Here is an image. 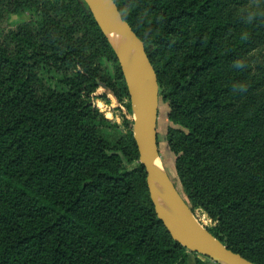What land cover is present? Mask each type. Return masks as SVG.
I'll list each match as a JSON object with an SVG mask.
<instances>
[{"label": "trees", "instance_id": "trees-1", "mask_svg": "<svg viewBox=\"0 0 264 264\" xmlns=\"http://www.w3.org/2000/svg\"><path fill=\"white\" fill-rule=\"evenodd\" d=\"M114 1L145 43L160 97L182 121L183 130H170L168 146L192 211L201 202L218 222L209 229L217 239L264 264V153L255 149L261 132L245 135L262 119L264 99L251 110L249 100L226 101L241 75L235 64L242 45H224V35L239 28L231 16L238 0H141L156 22L139 30ZM222 9L223 89L221 28L209 22ZM26 11L39 12L40 20L14 26L12 17ZM254 20V33L264 36V21ZM166 51L181 60L173 54L161 64L156 56ZM47 71L69 89L53 88ZM97 81L114 95H129L117 57L82 0H0V264H188V250L155 213L132 127L112 143L89 101ZM222 109L233 118L209 117ZM158 142L160 151L159 136ZM223 154L242 171L236 186L218 164ZM123 158L138 162L136 168ZM196 264L207 263L196 258Z\"/></svg>", "mask_w": 264, "mask_h": 264}, {"label": "rangeland", "instance_id": "rangeland-1", "mask_svg": "<svg viewBox=\"0 0 264 264\" xmlns=\"http://www.w3.org/2000/svg\"><path fill=\"white\" fill-rule=\"evenodd\" d=\"M119 2L124 4V12L130 16L132 23L137 30L149 27L153 21L156 22V17L145 9L141 0H119ZM221 2V4H223V0ZM231 13L232 18L239 25V28L238 30L230 29L227 34L224 35V45L225 47L228 44L235 45L240 43L242 45V49L238 51V53L241 54L240 59L235 64L236 70L238 71L237 74L241 75H239L240 77H236L233 85L234 89L230 87L228 90L229 94L226 97V101L230 100L229 102H235L242 100L243 102H247L249 100L247 109L251 110L255 107L254 103L258 104L264 99V39L261 38H264V36L262 33H260L261 37L256 35V33L258 34L259 29L254 26L256 20L253 21L257 15H259L264 21V0H238V6H236ZM210 16L212 17V19H209L210 24L213 22V24L218 23L221 28L216 37V42L218 43L216 46V52L222 58L220 68L217 71L220 74V80L218 82L221 89H223V9ZM40 18L41 14L37 11L20 12L12 17L11 23L16 26L18 24L29 23L34 19L40 20ZM256 22L258 23V21ZM248 25L251 26L249 32H247ZM253 29L256 30V33H254ZM249 35L252 36L249 38ZM173 54L174 56H177V60H181L180 54L172 51H166L165 54H158L156 57L161 64H165L169 62ZM109 71L112 75L116 76L115 69L112 65H109ZM224 73L227 74V77L232 75V72L229 69L225 70ZM169 77L170 75L165 78V81H167ZM44 79L49 81L53 88L57 90L67 91L69 89L64 83L65 79L55 73V71H47L44 74ZM249 82H260V85L255 88V90L248 88L246 92L237 93V90H241L247 83L249 84ZM235 92L237 94H235ZM89 101L94 108H97L102 113L105 119V131L110 135L112 143H117L121 139V136L127 135L129 126L132 127L133 132L134 114L129 95L124 94L120 90H118V95H114L112 92L111 94H108L99 88L91 95ZM229 108L231 109V106ZM233 116L234 113L232 111L227 113L224 112L223 109L209 114L211 119L221 117L222 122L224 119L227 121L228 118H233ZM181 122L182 121L177 118L176 115H172L169 103L160 97L158 118L160 151L158 165L166 170L175 187L191 207V202L184 191L183 183L179 176L177 156L172 148L168 146L170 130H183L180 126ZM254 132H261L258 138L259 140L255 143V149L257 152L259 151V156H261V154L264 153V114L262 115L259 124L250 126L245 132V135L249 136ZM230 135L232 138L237 137V134L234 132L230 133ZM220 158L222 159L221 161L218 160V164L221 163L222 169L226 172L232 173L230 182H232V186H236V180L238 181L241 179L239 176L242 175L240 167H238L234 159L227 154H223V157L220 156ZM123 162L129 170L136 168L138 163L135 161H129L127 158H123ZM250 196L254 195L251 194ZM193 212L198 222L204 227L215 229L218 225V222L208 214L201 202L198 203ZM187 253L188 264H196V258H199L207 264H215L205 257L193 254L189 251Z\"/></svg>", "mask_w": 264, "mask_h": 264}, {"label": "water", "instance_id": "water-1", "mask_svg": "<svg viewBox=\"0 0 264 264\" xmlns=\"http://www.w3.org/2000/svg\"><path fill=\"white\" fill-rule=\"evenodd\" d=\"M112 47L126 82L134 114L133 137L139 162L158 219L172 237L191 253L215 264H256L233 252L201 225L194 212L160 165L158 118L160 86L145 43L123 18L114 0H82ZM100 89L111 94L100 81Z\"/></svg>", "mask_w": 264, "mask_h": 264}]
</instances>
